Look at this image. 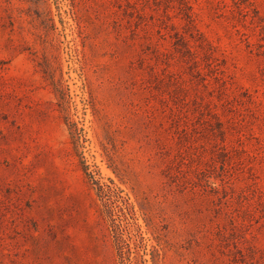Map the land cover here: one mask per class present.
<instances>
[{
    "label": "rangeland",
    "instance_id": "rangeland-1",
    "mask_svg": "<svg viewBox=\"0 0 264 264\" xmlns=\"http://www.w3.org/2000/svg\"><path fill=\"white\" fill-rule=\"evenodd\" d=\"M0 264H264V0H0Z\"/></svg>",
    "mask_w": 264,
    "mask_h": 264
}]
</instances>
